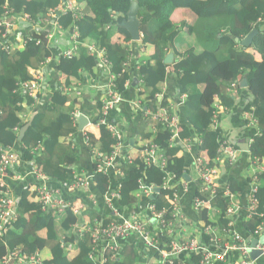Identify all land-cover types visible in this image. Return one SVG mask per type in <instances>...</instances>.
<instances>
[{
	"label": "trees",
	"instance_id": "16d2710c",
	"mask_svg": "<svg viewBox=\"0 0 264 264\" xmlns=\"http://www.w3.org/2000/svg\"><path fill=\"white\" fill-rule=\"evenodd\" d=\"M60 1L0 0V14L3 6L8 4L16 10L38 16L49 8L56 7ZM79 1L85 6L83 18L77 21L80 41H94L98 47L105 48L111 72L115 76V90L123 95L131 80L130 67L125 64L131 58L132 43L137 41L132 40L122 23L127 18L131 5L136 2L139 6L141 32V40L137 42V60L139 75L144 79L139 92L141 106L155 111L169 105V95L165 92L164 85L171 73L177 90L186 96L184 104L178 110L181 117L179 136L182 140L194 133L200 141L198 156L205 164L213 167L222 161L220 157L218 159V148L225 139L221 125L224 113L219 110L215 120V107L219 103L224 109L231 110L239 97L235 93L248 90L250 99L243 108L251 116L246 118V122L252 124L253 120H257L258 126L250 152L252 156H259L264 160V0ZM179 9L191 12L190 15L182 14L180 23L173 19ZM57 21L67 28L73 19L72 16L63 14ZM255 29L258 32L252 44L243 46L241 41ZM115 32L118 37L113 39ZM170 48L175 50L173 65H167L164 61ZM141 49H145L146 53H141ZM50 54L44 38L40 44L31 41L23 49L13 52L0 50V156L2 148L12 145L24 153L25 160L34 158L41 171L52 180V186L59 188L61 197L71 205L65 211L45 209L35 190L38 184L18 182V217L0 238V258L12 249H22L28 253L38 250L45 264H92L89 259L93 246L91 238L88 235L76 238L78 216L74 212V206L81 208L82 215L89 222L104 218L96 212L92 203L100 194L105 195L112 189L113 179L111 180L107 171L99 170V162L102 160L100 155L110 154L117 145L125 141L114 137L106 124L98 127L90 124L85 128V134L89 137V147L96 159L94 158V165L90 170L76 166L79 155L75 138L80 131L79 120L73 114L80 111L83 105L82 98L71 97L69 90L74 89L78 83L83 84L85 80L95 82L98 61L85 47H81L72 59H62L57 66L61 75L63 74L59 81L62 90L56 89L50 98L40 100V105L31 111L30 106L34 100L19 94L16 91L17 85L32 77L29 67L39 68ZM9 68H13L14 72L9 71ZM243 77H247V88L240 86ZM234 83L237 92L231 87ZM28 113L29 118L24 117ZM98 114L99 117L103 115L101 105ZM117 115L118 109L115 107L107 112L105 119L116 125ZM32 117V124L20 140L19 132ZM139 129L140 134L131 153L134 161L125 159L119 167L123 176L120 179L121 199L117 207H133L138 211L139 202L147 201V197L142 195L139 198L134 192L138 179L146 186L162 185L164 170L136 160L143 150L155 143L165 153L168 161L166 170L175 175V183L169 191H155L151 201L158 210H168L173 206L180 183L186 180L183 147L175 139L172 141L173 133L170 128L147 115L144 109L139 119ZM70 135L74 138L68 141ZM21 144L29 146V149H19ZM37 146L41 150L33 154L32 150ZM80 176L94 179L87 195L82 193V188L70 190ZM250 181L253 182L254 179ZM6 182L11 187L14 184L9 178ZM257 182L256 213L244 220V228L255 237H258V216L264 212V172L258 175ZM227 186L238 194L242 191L234 178L219 185L214 195H211V191H205L203 186L197 188L196 197L205 199L206 203L199 208V222L191 232L203 246L212 238V233L206 231L207 227L216 228L221 236L229 228V220L226 218L229 201L224 196ZM155 188L157 187L153 190ZM214 209L220 213L217 218L212 216ZM108 221H111V217L105 223ZM199 256L200 253L192 255L193 264H201ZM146 257L144 249L138 243L127 242L123 244L120 256L111 257L106 264H144ZM159 259L160 253L156 252L152 264H160Z\"/></svg>",
	"mask_w": 264,
	"mask_h": 264
},
{
	"label": "built area",
	"instance_id": "2783aa9c",
	"mask_svg": "<svg viewBox=\"0 0 264 264\" xmlns=\"http://www.w3.org/2000/svg\"><path fill=\"white\" fill-rule=\"evenodd\" d=\"M67 13H71L76 20L81 17L82 9L78 0H61L60 5L56 7V9H50L46 13V23L53 24L55 27L53 32L47 36H36L35 34L29 33L28 30L26 32L17 33L18 29L17 27L15 28V25L11 20H0V46L5 50L10 51L16 45L22 43L26 44L29 41H36L37 44H40L44 38L46 40V45L55 53V46H57L58 40L55 35L58 33H68L71 42L68 41L66 43L65 40H62L63 45H65V50L57 54L58 59H71L77 54L81 46H85L92 55H96L98 58L102 57V61L100 62L101 65L109 66V60L106 58L105 50L103 48H98L92 42L80 45L79 26L77 24H74L73 27L64 28L56 21L59 15ZM17 20L24 26H28L33 22L30 14H19ZM36 28L37 34H39L41 32L39 24ZM51 59V57H48L46 61L42 63L40 68L32 70L31 79L18 84L16 91L24 97L32 98L34 100L30 106L31 109H35L40 105L38 102L43 100V98H48L49 90L53 88L51 82L52 76L49 71L50 69L47 67V64ZM126 65L128 66V62ZM113 79L114 76L107 85L108 87L105 89L103 95L101 107L103 109V115L100 117L98 115L91 124L95 127L106 124L108 130L114 137H117L120 141H124L122 132L116 127V125L109 123V121H106L105 119L107 112L117 107L122 100V94L114 89ZM54 87H57L56 83L54 84ZM231 87L234 89V92H237L236 83L231 85ZM184 96L185 95H182V100L179 105H183ZM223 109L224 107L220 105L216 107V110L214 111L215 119L218 118L217 116L220 113L219 110L222 111ZM80 114L81 111H76L73 115L78 118ZM148 115L159 123L170 128L173 133L172 141H174L175 137L178 135V110L176 111L173 106L168 105L159 107ZM250 116L251 114L249 112H245V118H249ZM24 117L27 116L24 115ZM254 124H257V120H253L252 125ZM21 145L19 149H29V146L25 144ZM125 147V142L120 143L110 154L100 155L102 160L99 162V170L107 171V173L110 174L111 180L113 179L111 171L116 173L114 168L118 169L115 180H112V189L105 195L98 193L100 194L99 198L93 200L92 203L95 206V209L99 210L98 214L104 218L102 220L96 218L93 222H89L85 219V216L82 215L81 208L74 206V212L79 218V222L76 225V238L78 239L79 236L87 235L91 238L93 246L89 252V259L92 264H106L111 257L120 256L123 247V240L130 235L136 234L145 240L155 239L158 241V239L150 233L151 225H154L156 230L163 235L175 236L169 250H160L163 264H189L185 260L183 263L177 261V258H182L180 256L184 254L195 255L200 253L199 262L201 264H216L217 262H223L231 255L232 251H240L243 255V259L236 262V264H253L249 258L253 250L259 251L260 254L264 256V242L258 243L256 247L253 248L245 243L244 239L237 231L232 216L241 210L242 202L237 192L232 191L229 186L226 187L224 193L229 201V206L226 211V215L229 218V228L224 231L226 236L225 234L224 236H221L216 228L209 226L206 228V231L212 233V238L210 242L204 246L199 243L197 238L189 237L185 234L186 223L184 221L185 214L181 205V188L175 193L173 206L169 210H158L154 204L148 202L143 210L137 211L133 207H129L130 215L127 219L116 221L111 217V221L105 223V220L108 219V217L105 215L104 211L108 209L115 213L119 209L117 204L121 199L122 184L120 183V179L123 176V172L116 166L115 159L118 152ZM38 150H41L39 146L35 147L32 150V153H37ZM218 154L222 161L226 160L230 164H233L237 159L238 151L232 143L227 139H224L218 149ZM138 159L144 161L148 165H156L164 171L167 165V157L165 156V153L161 151L159 146L155 143L151 144L148 149L142 151ZM204 164L202 158H199L195 164V168L199 173L201 185L204 187V190L211 191V195H214L219 186V182L215 180L218 177L219 169L218 167H210ZM255 165L264 170V164L260 159L256 161ZM257 176L255 175L253 177V183H255ZM174 177L175 176L170 173L164 175L162 186L165 190L170 189ZM7 178L16 182H34L35 184H38V186H35V190L39 196V201L44 205L45 209L48 208L55 211H65V209L71 205L61 197L60 189L52 186V180L41 171L34 158L32 160H25L24 153L18 151L17 147L12 145L8 148H2L0 156V238L7 233L11 223L18 217V194L15 192L13 186L11 187L7 184ZM137 183L138 186L136 189L142 195L149 196L153 194V186H146L141 180H138ZM93 184L94 179L92 177L80 176L78 177V182L71 186L70 190H73L74 188H82V192L89 194L88 189L91 188ZM187 187V183L182 184V188L186 189ZM257 190L258 185H253L247 217H251L256 213V206L258 203L256 197ZM205 203V199L196 197L194 200V207L199 210V208L205 205ZM101 209L104 210L100 211ZM212 211L217 212L218 210L214 209ZM169 213H172V218L168 217ZM258 220L256 235L259 238L264 235V212L258 216ZM0 264H45V262L38 250L36 252L28 253L22 249H12L0 258Z\"/></svg>",
	"mask_w": 264,
	"mask_h": 264
},
{
	"label": "crops",
	"instance_id": "0c3cea01",
	"mask_svg": "<svg viewBox=\"0 0 264 264\" xmlns=\"http://www.w3.org/2000/svg\"><path fill=\"white\" fill-rule=\"evenodd\" d=\"M61 2V1H60ZM59 2V4H60ZM58 4V5H59ZM57 5V6H58ZM6 7V8H5ZM56 7H51L47 11H45L44 14H40L38 16H34L33 14L26 12L24 10H16L13 7H10L8 4L3 6V11L0 14V20L5 21L6 18H9L14 25L15 28L17 27L18 32H26L28 30L29 33L38 35H48L53 32L55 29L53 24H47L45 20L46 13L50 10ZM8 9L11 10L10 15H6V12ZM19 14H30L32 16L33 22L28 25L24 26L22 23H20L17 20V17ZM182 14H186V12H177L175 14V21L180 22L181 18L183 17ZM63 14L59 15L62 16ZM64 15H70L71 13H67ZM57 18V19H58ZM180 19L177 21V19ZM73 22L70 26L67 27H73L74 24H77V21L79 19H74L72 16ZM57 21V20H56ZM58 22V21H57ZM39 24V28H41V32L37 34V28L36 26ZM60 24V23H59ZM62 25V24H60ZM78 25V24H77ZM24 26V27H22ZM65 27L64 25H62ZM79 26V25H78ZM56 36L57 40V46H55V55L59 54L61 51L65 49V45H63V41L65 40L66 43L69 41L71 42L70 36L68 33H58ZM80 37V32H79ZM118 37V34L116 32L113 35V39H116ZM17 40V39H16ZM134 41V40H133ZM138 42V41H137ZM137 42L132 43V54L131 58H129L128 66L130 67V75L131 80L127 83L126 91L122 95V100L118 106V115L116 117V127L122 132V137L125 141L126 147L129 146V149L126 148L121 149L118 152V155L115 159V164L117 167H120V165L125 160V155L127 152L132 153L133 152V145L136 143V138L139 136V119L143 113V109L146 111L147 115L152 112L151 110H148V107H141L139 104L140 101V85H142L141 76L139 75V64H138V55H139V44ZM170 50V49H169ZM89 52V51H88ZM169 52V51H168ZM141 53L145 54V49H141ZM91 54V53H90ZM168 54V53H167ZM92 55V54H91ZM106 58L107 54H105ZM96 59H99L100 62L102 61V57H99L94 55ZM175 59V57H174ZM109 60V59H108ZM173 65V64H172ZM51 71V76L55 80H61L63 77V74L59 72V69L56 67V62L51 61V64H49L48 67ZM111 69L109 66L99 65L98 71H97V79L95 82L87 81L82 87L83 96L82 98V109L81 114H85L89 119L90 122L94 121L98 117V109L100 107V100L102 99L105 89L108 87L107 85L110 83L111 75H110ZM247 77H243L241 81ZM247 88V87H244ZM165 92L169 95V105L175 106V110L181 109L182 105H179L182 96L180 95L179 91L177 90L176 82L174 76L169 73L167 80L164 85ZM236 95L239 94V97L237 98L234 107L231 110L223 109L222 116H221V125L223 128V136L225 139H227L230 143H232L238 151L237 159L235 163L230 164L228 161L224 160L221 161L218 164V177L215 179L217 182H219V185H222L230 178H234L238 181L242 191L239 194L241 202H242V208L241 210L233 214V221L234 225L239 230V233L241 234L242 238L244 239L245 243H247L249 246L252 247V244L255 240H260L261 237H255L252 236L245 228H244V220L247 218V208L250 203V195L253 185L259 183L257 182L258 176L260 173L264 172V170L258 168L255 163L257 160L260 159V161L264 164V160L261 159L259 156H252L251 155V147L254 143L255 136L258 133V126L256 124L252 125L246 122L245 118V112H244V105L247 100L250 99V95L248 93V90L242 91V93H235ZM71 97H74L71 95ZM185 99V96H184ZM184 104V103H183ZM220 104L217 103L216 107ZM142 113L137 114V109L141 111ZM222 106V105H220ZM215 107V108H216ZM224 107V106H222ZM32 113V112H31ZM180 115V114H179ZM28 118L30 114L28 113L26 115ZM79 117V116H78ZM79 120V118H78ZM184 120V118H183ZM180 124H181V117H180ZM86 128V127H85ZM85 128L83 130H80V134H78L75 138V146L79 155V162L76 164L77 167L85 168L86 170H90L93 168L94 165V158L96 157L93 155V153L90 150V142L89 137L86 136ZM193 132V130H191ZM72 138H74L73 135H70L68 137V141H71ZM97 140V139H96ZM175 142L181 143L183 147L182 153L185 155V177L186 182L188 183V187L186 189L182 188L180 189V194L182 196L181 199V205L182 210L186 217V225H185V234L186 236L191 235L194 237L191 230L195 227H197L199 222V215L198 211L194 207V200L196 198V191L197 188L201 185V181L199 178V175L195 168V160L196 157L200 153V141L196 138L194 133H192L191 137H186L181 140L180 136L175 138ZM116 173L111 171V175L113 176V181L115 180L116 174L118 169L114 168ZM257 176V179L255 183L250 181V179H254V176ZM18 182L14 181V184H17ZM19 183H24L20 181ZM13 185V187L16 189V193L18 194V187L19 184ZM51 184L52 181H51ZM83 194L87 195L86 193L82 192ZM225 196V194H224ZM258 200V199H257ZM145 208L144 204L139 205V210H143ZM130 208H127L123 210L124 217L128 215ZM96 210V209H95ZM104 209H101L100 211H103ZM99 210H96L98 212ZM107 217H123L121 216V211H117L116 213L111 212L110 210H105ZM263 213V212H262ZM227 214V212H226ZM220 215L219 211L213 212L212 216L216 218ZM226 218L229 220V218L226 215ZM79 222V218H78ZM194 226V227H193ZM77 229V227H76ZM135 241L139 244V246L144 249V246L142 245V242L140 239L136 238V236H133L129 239V242ZM180 257L184 258V260L189 263L193 264L192 262V255L184 254ZM250 260L253 262V264H264V256L261 254H257L256 252H251L249 256ZM243 259V255L240 251H232L231 255L228 256L225 261L223 262H217L216 264H236L239 260Z\"/></svg>",
	"mask_w": 264,
	"mask_h": 264
},
{
	"label": "rangeland",
	"instance_id": "374dc122",
	"mask_svg": "<svg viewBox=\"0 0 264 264\" xmlns=\"http://www.w3.org/2000/svg\"><path fill=\"white\" fill-rule=\"evenodd\" d=\"M78 2H79V5L81 6V9H82V14H81V17L79 18V19H81V18H83V16H84V13H85V11H84V9H85V6H84V4L83 3H81L79 0H78ZM134 3H136V2H134ZM60 5V4H59ZM58 5V6H59ZM58 6H56V7H58ZM178 12H186V14L187 15H190L191 14V12L188 10V11H184L183 9H179V10H177ZM10 13H11V10L10 9H8V11L6 12V15H10ZM173 19L175 20V16L173 17ZM6 20L7 21H10L9 20V18H6ZM180 19L178 18L177 19V21H179ZM180 23V22H179ZM64 28H66V27H64ZM68 28V27H67ZM79 32H80V28H79ZM131 35V34H130ZM132 37V36H131ZM79 40H80V37H79ZM133 40V39H132ZM140 41V40H139ZM31 41H29V42H27L26 44H24V43H22V44H20V45H16L13 49H11L10 51H7V50H5V51H7V52H13V51H15V50H17V49H23L28 43H30ZM81 42V41H80ZM83 43H85V42H81V44L80 45H82ZM88 43V42H87ZM89 43H91V42H89ZM92 43H94L95 44V42L93 41ZM96 45V44H95ZM47 46V45H46ZM97 46V45H96ZM48 47V46H47ZM81 47H85V46H81ZM80 47V48H81ZM98 47V46H97ZM49 48V47H48ZM86 48V47H85ZM98 48H103L104 50H105V48L104 47H98ZM0 50H3V47H1L0 46ZM49 50L51 51V54H50V56L49 57H51L52 59H51V61H54V62H56V67L58 66V64L60 63V59H58V55L56 54L55 55V53L49 48ZM65 50V49H64ZM63 50V51H64ZM88 50V49H87ZM63 51H61V52H63ZM105 54H106V50H105ZM76 55V54H75ZM75 55L73 56V57H75ZM48 58V57H47ZM47 58H45L43 61H42V63L44 62V61H46V59ZM72 59V58H71ZM51 61L47 64V67H49V64H51ZM97 61H98V67H99V65L101 64L100 63V61H99V59H97ZM42 63H41V66H42ZM139 64V63H138ZM40 66V67H41ZM125 66H127L126 64H125ZM39 67V68H40ZM109 68L111 69V63H110V61H109ZM35 69H38V68H33V67H29V72H30V74H31V76H32V70H35ZM140 70V69H139ZM9 71H11V72H14V70H13V68H9ZM50 73H51V71H50ZM110 75H111V79H112V77L114 76V74L112 73V72H110ZM32 78V77H31ZM30 78V79H31ZM114 79H115V76H114ZM113 79V80H114ZM59 79L58 80H55L54 78H52L51 79V82H52V89H50L49 91V97L48 98H50V96L53 94V92L57 89V90H62V86L59 84ZM87 82V80H85L84 82H82L83 84H81V83H78L77 84V86L74 88V89H70L69 91H70V93H71V95H73L74 97H82L83 96V92H82V89H81V87L85 84ZM57 84V87H54V84ZM17 88H18V85H17ZM181 96H182V94H180ZM102 99H103V97H102ZM102 99L100 100V105H101V107H102ZM139 104H140V106H141V103H140V101H139ZM119 106V105H118ZM118 106H117V108H118ZM139 106V108H141ZM100 108V107H99ZM114 109V108H113ZM31 110H33V109H31ZM112 110V109H111ZM140 113H142V108H141V111L139 110V109H137V114H140ZM178 143V142H177ZM221 146V145H220ZM127 150L129 149V146H127V147H125ZM220 148V147H219ZM218 148V149H219ZM144 151V150H143ZM140 156V154L138 155V157ZM138 157L136 158V160L138 159ZM125 159H127L129 162H131V161H134V159L132 158V155H131V153L129 152H127V154L125 155ZM145 163V162H144ZM167 163H168V161H167ZM146 164V163H145ZM148 165V164H147ZM218 165H215V166H213V167H217ZM166 168H167V165H166ZM166 168H165V174H167V173H169V172H167V170H166ZM170 174H172V173H170ZM172 175H174V174H172ZM175 176V175H174ZM138 180H140V179H138ZM138 180H137V182H138ZM174 181L171 183V186L175 183V177H174V179H173ZM183 183H187L186 182V180L184 181V182H181L180 183V188L182 187V184ZM188 184V183H187ZM154 187H157V188H160V190H164V191H169V190H165L164 189V187L162 186V185H158V186H153V188ZM156 189V188H155ZM155 189L153 190V194H154V192H155ZM134 192H136L137 194V197H139V198H141L142 197V194L139 192V191H137V189L136 190H134ZM153 194H151V195H149V196H145L144 194V196L145 197H147V201L146 202H139V204H138V206L139 205H141V204H144L145 205V207H146V204L148 203V202H150V203H152V201H151V198H152V196H153ZM238 194V193H237ZM239 195V194H238ZM149 199V200H148ZM153 204V203H152ZM119 211H121V216H123L124 215V212H123V210H125V209H118ZM129 210V213H128V215L127 216H123V217H119V216H116V217H112V219H114V220H116V221H120V220H123V219H127L128 217H129V215H130V209H128ZM169 210V209H168ZM247 211H248V208H247ZM114 213V212H113ZM116 213V212H115ZM185 216V215H184ZM168 217L169 218H172V213H169L168 214ZM184 221H185V223H186V217L184 218ZM236 229H237V227H236ZM237 231L239 232V230L237 229ZM150 233H151V235H153V236H155L157 239H158V241L157 240H155V239H147V240H145L144 238H142L141 236H139V235H136V234H133V235H130L129 237H127V238H124V240H123V244L124 243H127V242H129V239L130 238H132L133 236H136V238H138V239H140V241L142 242V245L144 246V252L146 253V259H144V261L146 262V263H144V264H152V261H153V257L155 256V253L156 252H159L160 253V250H163V249H170L171 248V243H172V241L174 240V238H175V236H168V235H163V234H161V233H159L157 230H156V228L154 227V225H151L150 226ZM177 234V233H176ZM178 235V234H177ZM241 235V234H240ZM126 236H127V234H126ZM191 235H189V237H190ZM192 237V236H191ZM196 238V237H195ZM165 245H167V247H164ZM177 261L178 262H181V263H183L184 262V258H177ZM159 262H160V264H163V259H162V257H161V254H160V259H159ZM136 264H139V263H136Z\"/></svg>",
	"mask_w": 264,
	"mask_h": 264
},
{
	"label": "water",
	"instance_id": "95a60500",
	"mask_svg": "<svg viewBox=\"0 0 264 264\" xmlns=\"http://www.w3.org/2000/svg\"><path fill=\"white\" fill-rule=\"evenodd\" d=\"M138 12H139V6L137 3H133L131 5L130 11L128 12L127 18L123 21L122 25L125 27L129 33L132 36V39L134 41H139L141 40V32H140V19L138 18ZM258 32L257 29L253 30L249 35L241 41L243 46H250L253 42V38ZM237 41H239V38H236ZM175 50L173 48H170L168 54L165 57V63L167 65H172L175 61ZM241 87H248V80L247 78H244L241 83ZM32 117L30 121L25 125L24 128L21 129L19 139L22 140L26 134V131L29 129L30 125L33 122ZM79 129L83 130L85 127L89 126L91 124L90 119L85 115V114H80L79 115ZM160 188H156L155 191H159ZM263 243L264 242V235L260 238V240H255L254 243L252 244V247L255 248L258 243ZM253 252H256L257 254H260L259 251L253 250Z\"/></svg>",
	"mask_w": 264,
	"mask_h": 264
},
{
	"label": "bare ground",
	"instance_id": "6f19581e",
	"mask_svg": "<svg viewBox=\"0 0 264 264\" xmlns=\"http://www.w3.org/2000/svg\"><path fill=\"white\" fill-rule=\"evenodd\" d=\"M140 79H141V81H142V83H143V82H144L143 77H141ZM215 120H217V119H215ZM179 125H180V115L178 114V117H177V129H178V131H179ZM178 136H179V132H178L177 137H178ZM177 137H175V138H177ZM199 158H200L199 156L196 157L195 164H196V162L198 161ZM218 159H219V156H218ZM202 160H203V159H202ZM203 163H205L204 160H203ZM204 165H205V164H204ZM206 165H207V164H206ZM196 171H197V170H196ZM197 173H198V171H197ZM198 175H199V173H198Z\"/></svg>",
	"mask_w": 264,
	"mask_h": 264
}]
</instances>
